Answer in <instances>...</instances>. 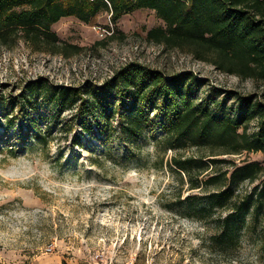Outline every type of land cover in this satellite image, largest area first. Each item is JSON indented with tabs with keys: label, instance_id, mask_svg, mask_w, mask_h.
<instances>
[{
	"label": "rangeland",
	"instance_id": "1",
	"mask_svg": "<svg viewBox=\"0 0 264 264\" xmlns=\"http://www.w3.org/2000/svg\"><path fill=\"white\" fill-rule=\"evenodd\" d=\"M110 16L102 12L91 24L61 18L52 27L61 40L57 52L35 49L20 36L0 42V264H264V206L245 216L239 237L227 244L217 237L227 209L201 220L182 202L205 193L191 180L234 163L264 165L263 152L215 147L210 155L209 146H171L159 126L136 144L121 143L116 131L105 143L83 134L80 101L60 113L44 103L29 115L19 110L33 83L99 87L134 63L168 75L192 72L201 80L200 99L220 91L255 94L264 102V82L149 39L148 31L163 24L153 10L136 9L116 24ZM254 130L255 121L248 127ZM190 156L225 161L190 176L172 163ZM258 181L241 182L238 196Z\"/></svg>",
	"mask_w": 264,
	"mask_h": 264
},
{
	"label": "trees",
	"instance_id": "2",
	"mask_svg": "<svg viewBox=\"0 0 264 264\" xmlns=\"http://www.w3.org/2000/svg\"><path fill=\"white\" fill-rule=\"evenodd\" d=\"M141 8L153 10L163 22L148 31L149 39L168 48L187 49L222 71L264 82V0H0V42L20 36L35 49L49 47L57 52L61 40L52 27L61 18L75 16L91 24L107 12L116 24L123 15ZM200 81L192 72L168 75L134 63L99 87L33 83L27 86L33 94L24 95L19 110L29 115L44 103L60 113L80 101L76 118L83 134L105 143L116 131L121 143L136 144L159 126L171 146L183 142L209 146L210 155L217 147L223 149L221 153H264V102L255 94L220 91L200 99L196 96ZM12 119L9 127L15 123ZM253 121L256 130L249 132ZM220 161L225 160L190 156L173 158L172 163L191 176V171L203 173ZM245 180L259 181L241 198L237 187ZM191 181L192 188L201 187L205 193L188 194L182 200L191 209L189 215L205 220L216 209L228 210L219 219L217 237L222 243L237 239L245 216L264 206L260 161L234 163L211 171L204 180Z\"/></svg>",
	"mask_w": 264,
	"mask_h": 264
}]
</instances>
